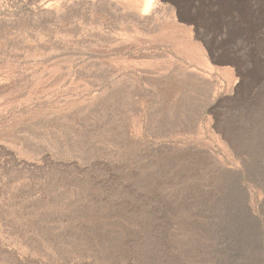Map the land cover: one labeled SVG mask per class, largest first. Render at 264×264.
<instances>
[{
	"label": "rangeland",
	"instance_id": "obj_1",
	"mask_svg": "<svg viewBox=\"0 0 264 264\" xmlns=\"http://www.w3.org/2000/svg\"><path fill=\"white\" fill-rule=\"evenodd\" d=\"M196 20L0 0V264H208L230 183L264 166V105L256 55Z\"/></svg>",
	"mask_w": 264,
	"mask_h": 264
},
{
	"label": "crops",
	"instance_id": "obj_2",
	"mask_svg": "<svg viewBox=\"0 0 264 264\" xmlns=\"http://www.w3.org/2000/svg\"><path fill=\"white\" fill-rule=\"evenodd\" d=\"M249 168V167H248ZM245 169L235 179L219 230L208 234L205 259L208 264H264V166ZM187 246H171L172 254Z\"/></svg>",
	"mask_w": 264,
	"mask_h": 264
},
{
	"label": "bare ground",
	"instance_id": "obj_3",
	"mask_svg": "<svg viewBox=\"0 0 264 264\" xmlns=\"http://www.w3.org/2000/svg\"><path fill=\"white\" fill-rule=\"evenodd\" d=\"M182 1L195 7L196 25L223 31L227 40L248 45V58L256 55L252 74L255 87L253 95L255 98L261 96L264 105V70L260 63L261 58H264V0Z\"/></svg>",
	"mask_w": 264,
	"mask_h": 264
}]
</instances>
